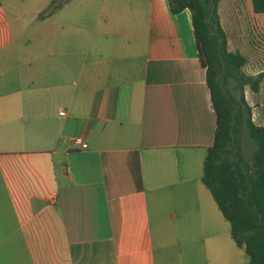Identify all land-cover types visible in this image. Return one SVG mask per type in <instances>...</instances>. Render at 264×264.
Returning a JSON list of instances; mask_svg holds the SVG:
<instances>
[{"label":"crops","instance_id":"1","mask_svg":"<svg viewBox=\"0 0 264 264\" xmlns=\"http://www.w3.org/2000/svg\"><path fill=\"white\" fill-rule=\"evenodd\" d=\"M50 1L0 0V264H247L202 182L216 118L190 11L40 17ZM244 96L264 126V79Z\"/></svg>","mask_w":264,"mask_h":264},{"label":"trees","instance_id":"2","mask_svg":"<svg viewBox=\"0 0 264 264\" xmlns=\"http://www.w3.org/2000/svg\"><path fill=\"white\" fill-rule=\"evenodd\" d=\"M71 0H51L40 17L58 11ZM172 13L188 9L200 64L206 70L216 126L203 162L202 182L230 224V235L248 257L247 264H264V126L251 119L244 88L258 91L264 69L243 71L247 57L228 50L217 12L220 0H167ZM264 14V0H251ZM250 143V144H249ZM249 144L253 150L243 157ZM250 149V148H249Z\"/></svg>","mask_w":264,"mask_h":264},{"label":"rangeland","instance_id":"3","mask_svg":"<svg viewBox=\"0 0 264 264\" xmlns=\"http://www.w3.org/2000/svg\"><path fill=\"white\" fill-rule=\"evenodd\" d=\"M226 4H229V7ZM233 7H237L239 10L233 13L229 12L230 0H221L218 5V14L222 20L227 38H230L228 44L230 50H239L247 57V62L243 66V71L250 74L255 70L264 68V14L251 15L249 20L253 25H250L246 19V7L242 2L233 4ZM235 19H237V24L241 28V36L234 34V31H236V26L234 27ZM249 144L243 149L242 155H244V158L249 157L252 153L253 145L250 147ZM168 248L172 251L176 249V247L171 248L169 246Z\"/></svg>","mask_w":264,"mask_h":264},{"label":"built area","instance_id":"4","mask_svg":"<svg viewBox=\"0 0 264 264\" xmlns=\"http://www.w3.org/2000/svg\"><path fill=\"white\" fill-rule=\"evenodd\" d=\"M72 142L74 144H77L79 145L81 148H85L87 146L86 142L83 140L82 137L78 136V137H75Z\"/></svg>","mask_w":264,"mask_h":264}]
</instances>
